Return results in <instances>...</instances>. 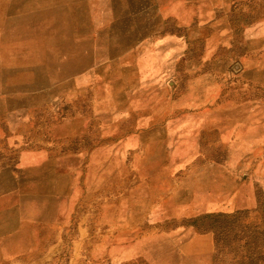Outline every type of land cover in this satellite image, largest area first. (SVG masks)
<instances>
[{
	"label": "rangeland",
	"instance_id": "1",
	"mask_svg": "<svg viewBox=\"0 0 264 264\" xmlns=\"http://www.w3.org/2000/svg\"><path fill=\"white\" fill-rule=\"evenodd\" d=\"M0 264H264V0H0Z\"/></svg>",
	"mask_w": 264,
	"mask_h": 264
},
{
	"label": "crops",
	"instance_id": "2",
	"mask_svg": "<svg viewBox=\"0 0 264 264\" xmlns=\"http://www.w3.org/2000/svg\"><path fill=\"white\" fill-rule=\"evenodd\" d=\"M31 158H34V155H23V161L29 160L32 161Z\"/></svg>",
	"mask_w": 264,
	"mask_h": 264
}]
</instances>
